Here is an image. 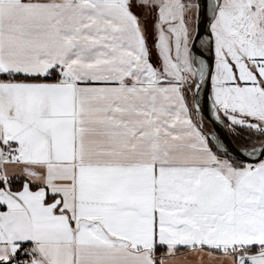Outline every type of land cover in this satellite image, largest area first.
Here are the masks:
<instances>
[{
	"label": "snow or ice",
	"instance_id": "obj_1",
	"mask_svg": "<svg viewBox=\"0 0 264 264\" xmlns=\"http://www.w3.org/2000/svg\"><path fill=\"white\" fill-rule=\"evenodd\" d=\"M0 264H264V0H0Z\"/></svg>",
	"mask_w": 264,
	"mask_h": 264
}]
</instances>
